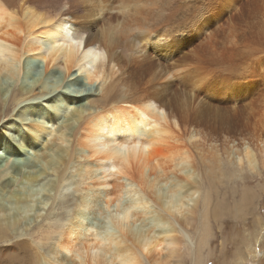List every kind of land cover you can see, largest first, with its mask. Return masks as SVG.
Instances as JSON below:
<instances>
[{
    "label": "bare ground",
    "instance_id": "1",
    "mask_svg": "<svg viewBox=\"0 0 264 264\" xmlns=\"http://www.w3.org/2000/svg\"><path fill=\"white\" fill-rule=\"evenodd\" d=\"M183 34L203 39L168 67ZM248 67L264 75V0H0V105L13 111L0 119V240L26 238L5 249L35 264H202L206 170L264 169V78L231 86L243 96L222 114L199 93Z\"/></svg>",
    "mask_w": 264,
    "mask_h": 264
},
{
    "label": "rangeland",
    "instance_id": "2",
    "mask_svg": "<svg viewBox=\"0 0 264 264\" xmlns=\"http://www.w3.org/2000/svg\"><path fill=\"white\" fill-rule=\"evenodd\" d=\"M227 11L228 10H225L222 14V17H220V23L222 25L225 24V21H227L231 15H233V12L229 13V11ZM185 25L189 26L187 24ZM192 26H197V24L193 23L190 25V27ZM191 33L192 32L190 29L189 34ZM194 35L196 34H192L187 40V34L174 36L175 38L181 39L182 41L184 39L185 40L182 42V46H180L178 50L176 49L178 54L173 56L168 61V67L173 66L171 64H174L175 61V64H177L185 56L193 52V50L199 45L203 38H201L200 36L197 38ZM193 36L197 39H195ZM37 72L41 74V69H36L35 73ZM218 72H216L218 74L215 73V75L217 76L216 79L214 78V81L211 79V81L206 84L205 88H208L204 89V92L203 90H201L199 96L202 94L200 96L201 98L203 97L202 101L204 103H208L210 106H216V110H218L216 111V113L220 112V114H222L223 111L225 112L226 110L232 108V106L230 105V100L232 99L231 96L237 99H241L243 96L238 90L233 91L232 88H230L231 86H235L237 83H239L240 85H245L248 83L247 85H249L251 83L259 82L261 78H264V75H260L259 72H252L250 67L246 69V73L245 70H243L242 74H240L241 71L237 74L224 73L223 70ZM230 77L233 79V81H231L232 79ZM56 79V76H52L50 81L54 82ZM227 80H229V83H227ZM176 85V88L178 90H181L183 92L187 91V88L185 86H182L181 83L179 85L178 83H176ZM66 87L70 89H78L77 87L81 88L82 85L73 84L67 85ZM262 88L263 87L260 86L259 90L257 91L258 95L256 94L254 97L255 99L260 98L261 95H263L261 94ZM171 92H173V90ZM248 101H251V99ZM243 102L247 103L246 100H244ZM10 107L11 106L7 107V104L0 105V119L3 116H9L11 112H13L12 107ZM16 107L14 108V111H17L18 108ZM235 107H237V104L235 105ZM1 123L2 121H0V125ZM2 128L3 126H0V130H2ZM11 142L13 144V140ZM12 144L9 143V148L13 147ZM13 150L16 152L15 148ZM30 155L31 154L29 153L28 156ZM24 156L25 155L23 154H16V156L11 155V159L18 160L21 159L20 157ZM256 172L257 173L246 171L243 172L242 175H237L236 178L234 177L227 181L225 179H220V177L214 178L206 170L205 175L207 177V182L203 181V185L205 187H207L208 184L212 185L213 192H211L212 200L209 205L210 207L208 208V210L211 208L208 220L211 234L208 238L206 246L201 250L202 264H264V169L257 167ZM246 190L254 193L255 197L250 207L246 206L245 208L240 210L237 207V203H239L243 192ZM73 199L74 198L69 195L67 199L63 201V203H59L57 208L55 209L56 212L54 216L61 215L65 210H70ZM218 202H221L225 208L223 209V212L219 217L214 218L212 212L214 205ZM60 208H62V210H60ZM44 214L45 212L41 215V217L38 218H36V216H32V221L22 226L23 232L30 231L31 233L32 231H34L35 226H39L42 224ZM258 218L260 220L257 223L256 220ZM196 229H198V220L192 222L186 232V235L189 236L188 241L192 249L196 245L195 242H197ZM254 231L258 232L257 238L259 237V242H256V244H253V241L251 239V234ZM259 232H261V234ZM24 239H26L24 236H12L11 239H6V241H4V239L0 240V264H35L32 262L30 263V261L23 262L25 260L20 257L19 252H14V250L12 251L11 248H9L10 251L5 249L11 243ZM17 247L19 248V246ZM192 260V258H183L185 264H195V262H193Z\"/></svg>",
    "mask_w": 264,
    "mask_h": 264
}]
</instances>
